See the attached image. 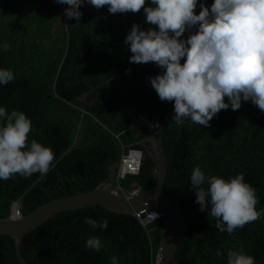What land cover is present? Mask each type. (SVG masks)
I'll return each mask as SVG.
<instances>
[{"label":"trees","instance_id":"16d2710c","mask_svg":"<svg viewBox=\"0 0 264 264\" xmlns=\"http://www.w3.org/2000/svg\"><path fill=\"white\" fill-rule=\"evenodd\" d=\"M201 3L210 9L214 0H197V15ZM150 6L151 0H146L145 7ZM69 7L56 0H0V70L14 74L13 81L0 84V108L24 113L31 121L28 146L35 140L54 154L46 175L14 174L0 180V219L10 217L14 203L26 216L52 200L94 190L103 182H113L126 195L134 186L151 189L157 180L152 130L142 123L138 132L131 119L135 113L162 119L174 110V101H161L151 86L150 78L165 70L152 62L130 63L132 53L124 41L133 24L146 31L158 28L145 23L143 9L123 13L125 25L121 13L87 2L79 9V21L73 18L65 24L58 17ZM187 38L186 33L181 37ZM4 124L0 120V126ZM209 125L205 128L190 118L178 125L171 119L162 132L167 160L163 192L185 216L175 261L228 264V251L243 249L254 264H264V112L241 100L238 110L229 104ZM132 147L145 151L139 174L117 180L115 166ZM196 167L206 178L225 181L243 174L255 191L260 218L232 234L218 231L216 218L200 211L195 202L191 175ZM201 187L208 189L207 179ZM86 218L97 223L106 219L108 227L93 228ZM164 229L162 217L143 226L135 215L92 206L54 215L23 236L20 251L27 264H111L113 256L117 264H156ZM90 238L100 240L99 252L86 247ZM217 251L223 255L217 256ZM0 264H19L10 236L0 235Z\"/></svg>","mask_w":264,"mask_h":264},{"label":"clouds","instance_id":"9594fccd","mask_svg":"<svg viewBox=\"0 0 264 264\" xmlns=\"http://www.w3.org/2000/svg\"><path fill=\"white\" fill-rule=\"evenodd\" d=\"M70 6L65 10L68 19L80 20L84 2L97 9L109 6V12L138 13L144 10L145 23L155 25L142 31L133 24L124 43L130 46L133 64L155 63L162 74L150 78L151 86L161 101H174L173 120L179 125L185 118L209 127V121L231 105L233 111L241 107V100L251 99L264 112V0H214L195 14L197 0H56ZM198 26L195 34L181 39L186 29ZM9 49L8 44L3 45ZM181 60L184 63L181 64ZM14 80L10 70H0V84ZM227 97L229 103H225ZM0 180L14 174L30 177L34 173L46 175L54 160L50 148L35 140L27 144L31 121L22 112L0 108ZM27 149V150H25ZM207 179L208 189L201 187ZM243 174L230 181L215 176L205 177L199 167L191 175L192 189L200 211L216 218L214 227L232 234L235 229L258 220L254 189L244 182ZM210 206V207H209ZM156 217V214H153ZM85 222L93 228L108 227L107 220ZM226 226V227H225ZM235 238V237H233ZM86 247L99 252L103 245L98 238L86 241ZM217 256L223 253L217 251ZM228 264H254V258L229 250ZM117 264V257L111 258Z\"/></svg>","mask_w":264,"mask_h":264},{"label":"water","instance_id":"95a60500","mask_svg":"<svg viewBox=\"0 0 264 264\" xmlns=\"http://www.w3.org/2000/svg\"><path fill=\"white\" fill-rule=\"evenodd\" d=\"M121 19L127 25L123 13H121ZM132 26L128 27L132 28ZM139 27L142 31H146L145 28ZM247 103L257 106L251 99ZM135 115L142 116L145 120L144 122L153 127L150 140L152 142V153L157 159V180L155 185L147 190L134 186L130 193L123 195L117 189L111 188V183L103 182L94 190L52 200L19 219H0V235L10 236L14 239L16 258L19 264H27L20 251L25 234L36 229L60 212L92 206H100L113 213L129 215H137L151 210L157 211L164 219L165 229L157 253L156 263L177 264L175 256L185 233V216L179 204L163 192L167 174V160L162 143V132L167 123L174 118L175 112L172 110L162 119H157L144 113H135ZM135 129L140 132L139 125H136ZM144 158L145 152H143L142 161ZM111 176L114 177V174L112 173Z\"/></svg>","mask_w":264,"mask_h":264},{"label":"built area","instance_id":"2783aa9c","mask_svg":"<svg viewBox=\"0 0 264 264\" xmlns=\"http://www.w3.org/2000/svg\"><path fill=\"white\" fill-rule=\"evenodd\" d=\"M186 35L189 37L192 34L196 33V29L193 26L190 30L186 29ZM147 124V123H146ZM149 129H153V127L150 124H147ZM143 149L132 147L129 148L126 152H124L121 155L120 161L118 163L117 173H116V179H123L127 175H138L141 165H142V155H143ZM119 190L118 188H116ZM156 214V217L153 215ZM139 222L146 226L149 223H152L158 219L161 218V216L157 213L155 210H151L149 212H144L141 214L135 215ZM22 217L20 207L17 203H14L11 207V219H19ZM157 264V263H156Z\"/></svg>","mask_w":264,"mask_h":264},{"label":"rangeland","instance_id":"374dc122","mask_svg":"<svg viewBox=\"0 0 264 264\" xmlns=\"http://www.w3.org/2000/svg\"><path fill=\"white\" fill-rule=\"evenodd\" d=\"M58 19H59L61 22L63 21L65 24L69 23V20H70V19H68V18L65 16V12H63V13L61 14V16L58 17ZM134 120L138 121V125H141V123H142L143 121H145V120L143 119L142 116H135V117H134ZM110 187L113 188V189L118 188V187H116L115 185H113V182L111 183ZM17 204H18L19 207H20V204H19V203H17Z\"/></svg>","mask_w":264,"mask_h":264},{"label":"flooded vegetation","instance_id":"af4514ba","mask_svg":"<svg viewBox=\"0 0 264 264\" xmlns=\"http://www.w3.org/2000/svg\"><path fill=\"white\" fill-rule=\"evenodd\" d=\"M86 97H87V94L85 93V94H83L82 95V97H80V99L81 100H85L86 99ZM136 115H134V117H135ZM139 116V115H138ZM134 117H132V119H131V126L132 127H136V125H138V121H136V120H134ZM142 123H145L144 121L142 122ZM142 123H141V125H142ZM141 125H139V127H141ZM147 125V124H146ZM145 142V141H144ZM145 152V151H144ZM118 168V165H116V167H115V169H117ZM114 174V173H113ZM112 175V174H111ZM115 175V174H114Z\"/></svg>","mask_w":264,"mask_h":264}]
</instances>
